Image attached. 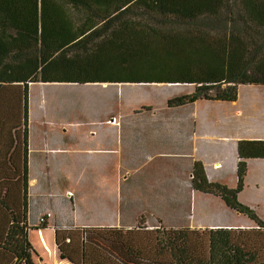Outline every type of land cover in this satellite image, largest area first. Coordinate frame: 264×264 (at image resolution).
Wrapping results in <instances>:
<instances>
[{"label":"trees","instance_id":"trees-1","mask_svg":"<svg viewBox=\"0 0 264 264\" xmlns=\"http://www.w3.org/2000/svg\"><path fill=\"white\" fill-rule=\"evenodd\" d=\"M176 85L194 92L168 100L183 108L205 100L236 102L239 87H264V0H0V264H38L29 240L30 85ZM6 134V140L2 134ZM236 189L210 182L195 163L191 188L220 198L252 223L247 238L234 228L193 230L209 257L182 230L154 238L145 249L132 230H56L62 260L72 264H264V221L239 201L247 161L264 160V142L238 143ZM245 241V242H244ZM247 241V243H246ZM151 248V249H152ZM148 251V252H145ZM150 252V253H149ZM163 257V258H162Z\"/></svg>","mask_w":264,"mask_h":264},{"label":"rangeland","instance_id":"rangeland-1","mask_svg":"<svg viewBox=\"0 0 264 264\" xmlns=\"http://www.w3.org/2000/svg\"><path fill=\"white\" fill-rule=\"evenodd\" d=\"M258 91L259 90L255 88V94H258ZM193 92V87L181 85H43L41 83L30 85L29 129L31 138L43 143H48L50 136H53L51 139L54 140L61 135L66 139L67 151L70 154V158L68 159L70 165L67 172L61 174H66V178L63 177L65 179L63 182H66H58L62 187L59 186L60 188H56L55 195L59 194V190L61 195H65L66 190L71 192L68 196L71 195L73 197L77 195L74 199L75 211L73 213L77 223L89 226L100 225L101 214H105V211L100 209L104 203L101 194L104 193L108 199H112V196L119 197V191L113 189L112 186L111 188L109 186L110 184H107V182L103 180L104 177L108 176L106 167L109 164L119 166L122 147L125 153V158L123 160L124 176H128L127 171L132 172L133 175L137 172H141L144 175L145 173L143 170H145L147 174L148 170L146 169L150 167L155 172L150 173V175H144L145 177L158 176V174L161 175L170 170L169 164L164 162V160H168L169 155L165 153L167 150L164 151V154L158 155V157L154 156L146 160V162L150 164L147 168V166L143 167V160L146 157L141 153L142 150L139 152V149L142 146L145 148L146 146H157V148L163 146V138L166 134L162 130L166 128L167 125L172 124L179 126L180 121L186 117H188L190 123L192 119L188 114L195 112L193 105L186 106L185 108L171 109L168 108L167 102L179 95ZM241 94L242 98L238 108L247 110V86L239 87V96H241ZM195 109H202V113L209 114L211 110L216 111L218 106L205 104L203 108L199 106ZM254 114L255 113L252 115L256 119L257 117H255ZM258 117H260V115H258ZM121 127L124 129L123 133L121 132ZM42 130L41 138L40 132ZM45 130L47 134H44ZM44 135L45 138H43ZM153 135L154 138L152 139ZM178 135L177 132H173L172 134V144L169 146L171 154L179 152V142L176 140ZM2 136L4 139L6 138L5 133H3ZM107 136L112 137L115 141L108 142ZM31 138L30 145H32ZM187 150L188 152L191 151L190 143ZM47 155L52 159L54 158L53 156H55L64 160V156H66L64 153L63 155L59 153V155L56 156V152L48 151V149ZM135 156L136 158H134ZM131 157L134 159L132 160ZM37 158L38 157L33 155L34 162H37ZM187 160L188 163L186 165H184V163L178 165L181 160L177 156H173L170 160L173 172H171L167 178H172L171 182L173 186L171 200L175 201V204H173L174 206H172L170 210L167 211V207L166 211H159V206L149 207V200L158 201L157 198H150L149 200L144 198L143 200L142 197H136L132 206L128 203L129 197L125 196L123 200L124 204L120 207H116L115 211L118 214V220L123 215V219L119 222L120 228L136 232V239L138 242L143 243V247H145V249L149 248V250H151L150 252L153 251L152 246L155 243V236L162 237L164 233L167 234L166 232L169 233L170 230H182L186 232V235L189 237V244L193 246V249H201V255L197 256L208 258V251H202V249L208 250V239L206 237H204V239L203 237L200 238V235L195 236L187 233L193 230H207L198 229L197 225H199V223L208 224L211 221V209L206 212L207 214H202L203 216L199 221L196 216L199 214L196 207L192 208L194 195H192V188H190V186L194 165L191 163L192 160L190 158ZM227 160L228 167H231L232 157H228ZM33 167L35 168V164ZM228 172L229 170L225 169V173ZM138 175L139 177L143 176L140 175V173H138ZM156 176L150 178L148 186L154 182L153 180ZM132 177L129 175L130 180ZM112 182L115 185V182ZM105 184L107 185L106 188L104 186ZM119 184L120 182L118 185ZM158 184L161 186L159 180ZM43 185H45V182ZM128 186L132 188V184ZM128 186L123 187L124 192L132 194L133 191L129 190ZM138 186V194L146 193L145 195L149 196V191H142L140 190V184ZM92 189L93 191H97V195H94V192L93 194L90 193ZM149 190L154 191L152 187L149 188ZM181 191H186L182 199L180 198L181 194L179 195ZM31 194L34 200V207H37L38 198L43 197L41 184L39 185V182H31ZM130 198L134 199L132 196H130ZM120 201L122 202V199H120ZM187 201L188 204H186ZM164 202L165 201L161 197L158 203L163 205ZM68 203L65 210L62 207V212L64 210V217L72 219V213L69 209L73 204L70 205ZM166 203L168 206L171 205V203L167 201ZM43 206H45V204H43ZM56 210V206L53 204V211L56 212ZM230 211L236 212L233 210ZM254 211L257 216L260 217L258 211ZM55 212L54 214H56ZM69 215L70 217H67ZM241 215L244 217V220H240L239 222L247 223V228L255 226L246 215ZM70 227H72V229L77 228L76 224ZM216 229L213 230L215 231ZM233 232V234L236 235L241 234V239H246L247 232L252 231L245 228H237ZM249 235L253 238L257 247L263 246V237L256 235V233H250ZM56 254L57 251L54 247V256H56ZM260 256L264 257L263 255ZM46 258L48 263L52 264L50 256L47 255ZM163 259V264L175 263L171 255H166ZM61 264L70 263L62 262Z\"/></svg>","mask_w":264,"mask_h":264},{"label":"crops","instance_id":"crops-1","mask_svg":"<svg viewBox=\"0 0 264 264\" xmlns=\"http://www.w3.org/2000/svg\"><path fill=\"white\" fill-rule=\"evenodd\" d=\"M255 88L259 90L258 94H255ZM241 98L242 94L241 96H239L238 100L233 103L211 102L205 100L198 101L193 105V109L195 112L188 114L192 119L190 120L191 124L189 123L188 117L181 120L179 126L168 123L169 125H167V127L163 128L162 130L166 134V136H164L163 138V146H159L158 148L157 146H146V148L143 146L140 147L139 152L140 150H142L141 153H143V156L146 157L143 160V167L147 166L148 168L150 164L146 162V160L151 159V157H158V155L164 154L165 150H167L165 153L169 155L168 160H164V162L169 164L168 166L170 167V170L161 175L158 174L159 177L155 175L156 178L153 180L154 182L149 186L148 183L150 181V178H154L155 176H150L149 178L146 176V178L144 175H150V173L155 172L153 169H151V167L146 169L148 170L147 174L145 170H143L145 173L144 175L141 172H137L133 175L132 172L127 171L128 176H124L123 160L125 158V153L123 151L124 148L122 147L119 166L109 164L106 167L108 176L104 177L103 180L106 181L107 184H110V187L112 186L113 189L118 190L120 195L118 198L116 196H112V199H108V197L104 193L101 194L104 203L100 209L102 211L104 210L105 214H101V223L100 225L96 226L77 223L73 214L75 211L74 199L77 195H74L73 197L71 195L68 196V194H71V192L68 190H66L65 195H61L60 190L59 194L55 195V191L57 190L56 188L62 187V185H60L58 182H66H63V180H65L64 178H66V174H61L67 172L70 165L68 161V159L70 158V154L67 151V142L65 137L61 135L59 137H56V140H54L51 139V137L53 136H50L48 143H43L39 140L38 142L31 138L29 129V195L31 199L29 222L31 228L38 227L39 220L41 218H45L48 224V227L46 229H31L29 231V240L35 250L34 258L36 263L49 264L46 258L47 255L50 256L52 264H61L62 262L70 263L69 261L62 260L60 258V253L56 245V230L59 228L70 227L75 224L77 228H120L119 222L121 219H123V215L118 220V214L115 211V208L118 206L120 207L124 204L123 200L125 196L129 197L128 203L130 205L134 204L133 201H135L136 197H142L143 200L144 198L146 200H149L150 198H157L158 201L149 200V207L159 206V211H166V207L167 211L170 210L172 206H174L173 204H175V201L171 200L173 186L171 182L172 178L167 177L171 172H173L171 165L172 163L170 161L173 156H177L181 160L179 161L178 165H181V163H184V165H186L188 163L187 159L189 158L192 160L191 163L193 165L195 163H201L210 182H215L220 185L227 186L230 189H236L238 185L237 167L239 163L238 143L241 141L264 142V87L247 86V110L238 108ZM205 104L212 106L217 105L218 109L216 111L211 110L209 114L202 113V109H195L199 106L203 108ZM253 113H255L254 115L255 117H257L256 119L253 117ZM258 115H260V117H258ZM42 132L43 130L40 132L41 138ZM121 132H124L123 127H121ZM173 132H177L179 134L178 137H176V140H178L179 142V152L176 153L173 151L175 154H171L169 147L170 144H172L171 141ZM44 134H47L46 130L44 131ZM30 138L32 141V145H30ZM43 138H45V135ZM153 138L154 135L152 139ZM114 141L115 139H113L112 137H108V142ZM189 143L191 148L190 152H188L187 150ZM47 149L48 151L56 152V156H58L59 153H61V155H63L64 153V155H66L64 156L65 160L59 159L55 156H53L54 158L52 159L49 155H47ZM9 150L10 147L0 145V159H2L4 163H9L8 160L10 159V157L14 158L15 162L22 158L21 152H16L18 153V155H15ZM33 155H35V157H38L37 162L33 161ZM228 157H232L231 167H228ZM134 158H136V156ZM134 158L131 157L132 160ZM34 164L35 168L33 167ZM247 164L248 171L245 178V185L242 192L239 194V201L241 204L248 206L253 210H257L260 218L264 220V160H249L247 161ZM225 169L229 170V172L225 173ZM138 173L143 176L139 177ZM129 175L130 177H134H132V179L130 180ZM136 175L138 176L135 177ZM158 180L161 183V186L160 184H158ZM33 181L39 182V185L41 184V191L43 193V197L38 198L37 200V207H34V200L31 196V182ZM112 181L115 182V185ZM44 182L45 185H43ZM119 182L120 184L118 185ZM129 184H132V188L128 186ZM139 184L142 187H140V190L150 192L149 196H146V193H137ZM104 186L106 188L107 185L105 184ZM125 186H128L129 190L133 191L132 194L124 192L123 187ZM151 187L154 191L149 190V188ZM93 192L94 195H97V191H93L92 189L90 193L93 194ZM185 193L186 191H181V193H179V195L181 194V199L185 196ZM192 195H194L193 204L191 203L192 208L196 207L199 213L198 215H196L197 220L200 221L201 217L203 216L202 214H205L211 209L210 223H199V225H197L198 229H247V223L239 222L240 220H244V217L240 213L230 211L220 198L195 192L193 190ZM130 196H132L134 199H131ZM161 197L165 201L163 205L158 203ZM120 199H122V202L120 201ZM166 201L171 203V205L168 206ZM67 203L70 205L73 204L72 206L69 205V211L71 210L72 219H67L66 217H64V210L65 207H67ZM43 204H45V206H43ZM53 204L56 206V212L53 211ZM186 204H188V201L186 202ZM62 207L64 208L63 212ZM54 212L56 214H54ZM67 217H70V215ZM54 247L57 251L56 256H54Z\"/></svg>","mask_w":264,"mask_h":264},{"label":"built area","instance_id":"built-area-1","mask_svg":"<svg viewBox=\"0 0 264 264\" xmlns=\"http://www.w3.org/2000/svg\"><path fill=\"white\" fill-rule=\"evenodd\" d=\"M48 216H49V215H48ZM40 222H41V223H44V222H45V218H41V219H40Z\"/></svg>","mask_w":264,"mask_h":264}]
</instances>
